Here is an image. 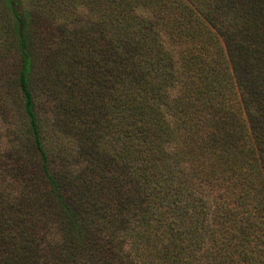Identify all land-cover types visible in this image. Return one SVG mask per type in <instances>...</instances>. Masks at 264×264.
Segmentation results:
<instances>
[{
    "label": "trees",
    "instance_id": "16d2710c",
    "mask_svg": "<svg viewBox=\"0 0 264 264\" xmlns=\"http://www.w3.org/2000/svg\"><path fill=\"white\" fill-rule=\"evenodd\" d=\"M8 117L0 264H264V0H0Z\"/></svg>",
    "mask_w": 264,
    "mask_h": 264
},
{
    "label": "rangeland",
    "instance_id": "374dc122",
    "mask_svg": "<svg viewBox=\"0 0 264 264\" xmlns=\"http://www.w3.org/2000/svg\"><path fill=\"white\" fill-rule=\"evenodd\" d=\"M5 99V107L11 111L10 114H12L14 111H13V105L11 104L12 103V100L13 98L10 97V96H7L4 98ZM7 109L4 108V112H7L9 114V112L7 111ZM9 117L5 120L6 122H3L1 123L0 122V136H4L7 132V130L11 129V127L13 126L12 122H9ZM11 121V119H10ZM1 142H4V140H1Z\"/></svg>",
    "mask_w": 264,
    "mask_h": 264
}]
</instances>
